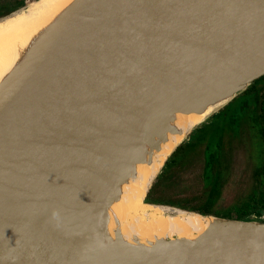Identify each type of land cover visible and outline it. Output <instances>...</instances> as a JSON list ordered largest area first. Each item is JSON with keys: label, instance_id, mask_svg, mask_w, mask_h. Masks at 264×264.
<instances>
[{"label": "water", "instance_id": "1", "mask_svg": "<svg viewBox=\"0 0 264 264\" xmlns=\"http://www.w3.org/2000/svg\"><path fill=\"white\" fill-rule=\"evenodd\" d=\"M262 76L264 0H74L0 88V264H264L263 218L149 200L178 147ZM224 96L144 198L212 223L193 241L105 244L139 145Z\"/></svg>", "mask_w": 264, "mask_h": 264}, {"label": "bare ground", "instance_id": "2", "mask_svg": "<svg viewBox=\"0 0 264 264\" xmlns=\"http://www.w3.org/2000/svg\"><path fill=\"white\" fill-rule=\"evenodd\" d=\"M73 1L33 0L27 7L0 19V88L19 71ZM228 99L224 96L202 112L174 114L167 123L165 139L156 137L152 145H139L141 161L130 164L128 177L118 187V198L104 212L101 236L105 244L120 239L145 248L156 241H193L212 223V216L147 204L141 197L144 194L145 198L151 179L174 147Z\"/></svg>", "mask_w": 264, "mask_h": 264}, {"label": "trees", "instance_id": "3", "mask_svg": "<svg viewBox=\"0 0 264 264\" xmlns=\"http://www.w3.org/2000/svg\"><path fill=\"white\" fill-rule=\"evenodd\" d=\"M11 11L13 10L0 13V17ZM261 84H264V76L258 81H254L244 91L250 93ZM256 97L258 114L253 120H248L249 128L241 131L238 135H241V137L246 135L251 145L264 148V90L258 93ZM253 122L257 126H253ZM235 131L236 133L238 131L236 127ZM219 133L225 135L227 132L223 129ZM209 146L211 147L210 141L206 146L208 150L206 152L203 150L202 153H206L207 160L212 164L213 155ZM186 149L190 150L185 151ZM184 151L185 153H183ZM182 153L183 157L181 158ZM197 153L196 148L184 146V143H182L168 163L166 173L161 176L153 188L149 200L228 217L261 218L259 215L264 211V153L257 155L254 152L253 166L250 169L253 176L252 185L245 188L242 195L234 193L227 197L225 193L229 189L233 168L229 165L220 164V161H218L213 168L211 166L210 175L209 172L203 170L200 174L190 178V164L196 158ZM232 203V207L228 208ZM139 204L141 203L139 202Z\"/></svg>", "mask_w": 264, "mask_h": 264}, {"label": "flooded vegetation", "instance_id": "4", "mask_svg": "<svg viewBox=\"0 0 264 264\" xmlns=\"http://www.w3.org/2000/svg\"><path fill=\"white\" fill-rule=\"evenodd\" d=\"M26 2V0H0V13L17 9ZM263 90L264 84H261L250 93H245V91L240 93L235 99L214 113L189 135L184 142V146H191L198 151L195 156L196 158L192 164H190V178L195 177L196 174H200L203 170L209 172L210 175V171H212L214 165L220 161V164L229 165L233 168L230 185L232 181L235 184H239L240 187L244 186L245 181H247L248 186L252 185L253 176L251 175L250 169L253 166L254 152L257 155L264 153V148L262 146L254 147L249 143L246 135L241 137V135L238 134L249 128L248 120L256 118L258 114V101L256 95ZM252 124L253 126H257L255 122ZM235 127L238 130L237 133ZM223 129H225L228 134L220 135L219 132ZM208 141L211 142V147H209L213 155L212 164L207 160L208 157H206V153H202L203 150L204 152L208 150L206 147ZM239 166H241L242 170L238 179L235 180L236 170ZM166 171L167 168L162 176ZM259 216L264 219V211Z\"/></svg>", "mask_w": 264, "mask_h": 264}, {"label": "rangeland", "instance_id": "5", "mask_svg": "<svg viewBox=\"0 0 264 264\" xmlns=\"http://www.w3.org/2000/svg\"><path fill=\"white\" fill-rule=\"evenodd\" d=\"M27 2H29V1H31V0H26ZM204 123V122H203ZM202 123V124H203ZM202 124H200V125H202ZM199 125V126H200ZM198 126V127H199ZM187 150H190V149H186L185 151H187ZM185 151L183 152V153H185ZM189 152H191V151H189ZM183 153L181 154V158L183 157ZM196 154V153H195ZM179 158H180V156H179ZM241 170H242V168H241V166H239L238 168H237V170H236V175H235V180H237L238 179V177H239V175H240V173H241ZM152 180V179H151ZM151 182V181H150ZM232 184L230 185L229 184V189L226 191V193H225V195H226V197L227 196H231L232 194H234V193H238V195H242V193H243V190L245 189V188H247L246 186H248V184H247V181H245L244 183V186L243 187H240V185L239 184H235V183H233V181L231 182ZM150 184V183H149ZM185 184V183H184ZM224 195V196H225ZM143 196H144V194L142 195V197H141V200H142V202H144L143 201ZM144 203H146V202H144ZM148 204V203H147ZM232 205H233V203L231 204V205H229V207L228 208H230V207H232ZM161 207H163V206H161Z\"/></svg>", "mask_w": 264, "mask_h": 264}]
</instances>
